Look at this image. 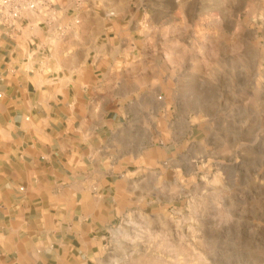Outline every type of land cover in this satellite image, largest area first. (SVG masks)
<instances>
[{
	"label": "crops",
	"instance_id": "0c3cea01",
	"mask_svg": "<svg viewBox=\"0 0 264 264\" xmlns=\"http://www.w3.org/2000/svg\"><path fill=\"white\" fill-rule=\"evenodd\" d=\"M107 42L82 0L0 25V264H103L120 221L192 170L165 142L166 107L126 93Z\"/></svg>",
	"mask_w": 264,
	"mask_h": 264
},
{
	"label": "rangeland",
	"instance_id": "374dc122",
	"mask_svg": "<svg viewBox=\"0 0 264 264\" xmlns=\"http://www.w3.org/2000/svg\"><path fill=\"white\" fill-rule=\"evenodd\" d=\"M82 11L102 17L126 93L166 107L176 167L193 160L120 221L103 264H264V0H82Z\"/></svg>",
	"mask_w": 264,
	"mask_h": 264
},
{
	"label": "built area",
	"instance_id": "2783aa9c",
	"mask_svg": "<svg viewBox=\"0 0 264 264\" xmlns=\"http://www.w3.org/2000/svg\"><path fill=\"white\" fill-rule=\"evenodd\" d=\"M41 0H0V25L7 32L19 28L20 21L27 11L38 8Z\"/></svg>",
	"mask_w": 264,
	"mask_h": 264
}]
</instances>
